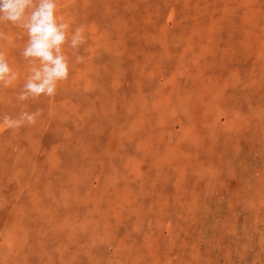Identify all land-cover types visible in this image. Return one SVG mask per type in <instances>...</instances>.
<instances>
[{"label": "rangeland", "instance_id": "obj_1", "mask_svg": "<svg viewBox=\"0 0 264 264\" xmlns=\"http://www.w3.org/2000/svg\"><path fill=\"white\" fill-rule=\"evenodd\" d=\"M56 2L52 97L0 24V264H264V0Z\"/></svg>", "mask_w": 264, "mask_h": 264}, {"label": "clouds", "instance_id": "obj_2", "mask_svg": "<svg viewBox=\"0 0 264 264\" xmlns=\"http://www.w3.org/2000/svg\"><path fill=\"white\" fill-rule=\"evenodd\" d=\"M56 0H0V24L10 22L26 30L28 40L21 55L32 67L22 90L17 96L20 101L40 96L52 97L59 82L69 76V62L62 48L69 41V25L58 20ZM83 28L77 27L70 38V46L78 49L85 40ZM0 33V38H3ZM77 62L82 57L77 55ZM19 78L3 52H0V87L12 86ZM40 110L23 112L18 118L3 116L0 123L10 128L25 122L35 124Z\"/></svg>", "mask_w": 264, "mask_h": 264}]
</instances>
